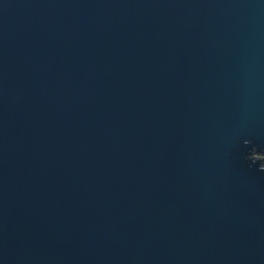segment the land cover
Wrapping results in <instances>:
<instances>
[{"label": "water", "instance_id": "1", "mask_svg": "<svg viewBox=\"0 0 264 264\" xmlns=\"http://www.w3.org/2000/svg\"><path fill=\"white\" fill-rule=\"evenodd\" d=\"M264 0H0V264H264Z\"/></svg>", "mask_w": 264, "mask_h": 264}, {"label": "trees", "instance_id": "2", "mask_svg": "<svg viewBox=\"0 0 264 264\" xmlns=\"http://www.w3.org/2000/svg\"><path fill=\"white\" fill-rule=\"evenodd\" d=\"M262 157H264V155Z\"/></svg>", "mask_w": 264, "mask_h": 264}]
</instances>
